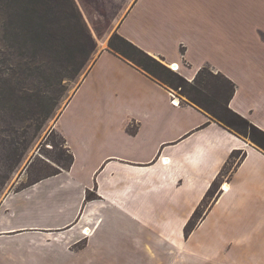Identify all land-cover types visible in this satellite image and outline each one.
I'll return each instance as SVG.
<instances>
[{
  "label": "crops",
  "instance_id": "0c3cea01",
  "mask_svg": "<svg viewBox=\"0 0 264 264\" xmlns=\"http://www.w3.org/2000/svg\"><path fill=\"white\" fill-rule=\"evenodd\" d=\"M83 2L108 27L56 121L74 163L2 199L0 264H264V151L108 46L117 32L189 81L224 74L230 107L264 130V0ZM234 150L246 157L186 237Z\"/></svg>",
  "mask_w": 264,
  "mask_h": 264
},
{
  "label": "trees",
  "instance_id": "16d2710c",
  "mask_svg": "<svg viewBox=\"0 0 264 264\" xmlns=\"http://www.w3.org/2000/svg\"><path fill=\"white\" fill-rule=\"evenodd\" d=\"M0 16L4 19L5 40L12 44L15 42L19 49H27L21 52V55H25L30 50L36 56L63 55L64 59L60 60V64L68 78H76L90 59V55L97 50V41L76 0H0ZM108 45L110 51L131 62L163 85L180 90L188 102L203 109L215 121L237 135L249 139L264 151V130L230 107L236 85L224 74L205 66L198 71L193 81H189L177 71L171 70L163 61L117 32L110 37ZM9 81V78L0 75V93L1 84ZM49 105L47 104V107ZM50 111L52 109L47 112L50 113ZM61 138L64 147L55 157L59 166L52 172L37 171L34 176H31L29 182L19 189L71 168L74 155L67 146L66 139L62 135ZM55 147H58L56 143ZM245 157L244 150H234L231 153L220 174L188 221L185 227L186 237L204 218L221 194V185L230 179L233 171ZM95 197V193L87 195L88 200ZM208 199L210 201L204 207Z\"/></svg>",
  "mask_w": 264,
  "mask_h": 264
},
{
  "label": "rangeland",
  "instance_id": "374dc122",
  "mask_svg": "<svg viewBox=\"0 0 264 264\" xmlns=\"http://www.w3.org/2000/svg\"><path fill=\"white\" fill-rule=\"evenodd\" d=\"M76 2L98 44L76 78L66 77L60 64L63 55L36 56L31 50L21 55L27 49L5 40L0 16V75L10 80L1 84L0 93V202L27 184L37 171L52 172L59 166L55 157L64 143L56 121L92 66L108 27L96 7ZM169 88L184 97L180 90Z\"/></svg>",
  "mask_w": 264,
  "mask_h": 264
},
{
  "label": "built area",
  "instance_id": "2783aa9c",
  "mask_svg": "<svg viewBox=\"0 0 264 264\" xmlns=\"http://www.w3.org/2000/svg\"><path fill=\"white\" fill-rule=\"evenodd\" d=\"M174 65H175L178 69H174ZM169 67L172 68L174 71H177V72H178V70H179V66L176 65L175 63L169 65ZM172 93H173V92H172ZM173 94H174V93H173ZM174 96H176V95L174 94ZM178 101H179V99H176V97H174V99H173L172 102L175 103V104H177V103H179Z\"/></svg>",
  "mask_w": 264,
  "mask_h": 264
},
{
  "label": "bare ground",
  "instance_id": "6f19581e",
  "mask_svg": "<svg viewBox=\"0 0 264 264\" xmlns=\"http://www.w3.org/2000/svg\"><path fill=\"white\" fill-rule=\"evenodd\" d=\"M174 69H178L175 65H174ZM226 186V185H225Z\"/></svg>",
  "mask_w": 264,
  "mask_h": 264
}]
</instances>
